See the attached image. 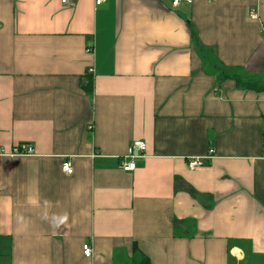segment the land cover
Returning a JSON list of instances; mask_svg holds the SVG:
<instances>
[{"label":"crops","instance_id":"1","mask_svg":"<svg viewBox=\"0 0 264 264\" xmlns=\"http://www.w3.org/2000/svg\"><path fill=\"white\" fill-rule=\"evenodd\" d=\"M228 74L264 77V0H0V145L36 150L0 156V264H264V91Z\"/></svg>","mask_w":264,"mask_h":264},{"label":"built area","instance_id":"2","mask_svg":"<svg viewBox=\"0 0 264 264\" xmlns=\"http://www.w3.org/2000/svg\"><path fill=\"white\" fill-rule=\"evenodd\" d=\"M63 2L67 3L69 0H62ZM106 0H96V4H102ZM171 3L174 7H178L182 4H192L193 0H171ZM250 15L252 18L258 19L259 18V10L256 7L250 8ZM93 69H90L89 72H92ZM147 150V144L144 140H134L128 148V153L124 156L122 160L121 167L126 171H134L137 168L136 160L139 157L145 156V152ZM214 150H211L212 153ZM35 147L31 143L22 142L17 145H14L12 148H6L0 145V156H8V157H17V156H32L35 155ZM212 155L209 154L207 157L210 158ZM205 164V160L202 157H194L189 160V167L191 169H196ZM63 169L65 172L72 174L73 173V166L70 160H66L63 163ZM84 254L87 257H92L94 254V249L91 244H86L84 246Z\"/></svg>","mask_w":264,"mask_h":264},{"label":"trees","instance_id":"3","mask_svg":"<svg viewBox=\"0 0 264 264\" xmlns=\"http://www.w3.org/2000/svg\"><path fill=\"white\" fill-rule=\"evenodd\" d=\"M226 77L235 79L238 84L244 85L246 88L254 89V90H257V91H260V92L264 91V77H251V78H246V77H244L241 74H236V75L228 74ZM85 87L88 90H90V91L93 90V87H94V79L91 76V74L87 77V82L85 84ZM191 193L195 197L207 196V195H203V194L197 192L194 189L191 190ZM135 249H136V247H135ZM142 262H143V264H150V259L146 256L142 260ZM138 264H142V263L141 262H138Z\"/></svg>","mask_w":264,"mask_h":264}]
</instances>
